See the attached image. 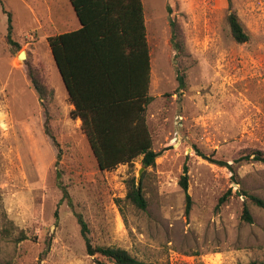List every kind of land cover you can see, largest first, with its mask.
I'll list each match as a JSON object with an SVG mask.
<instances>
[{"label":"rangeland","instance_id":"374dc122","mask_svg":"<svg viewBox=\"0 0 264 264\" xmlns=\"http://www.w3.org/2000/svg\"><path fill=\"white\" fill-rule=\"evenodd\" d=\"M55 1L0 0V264L106 260L87 254L76 212L94 245L125 248L140 264L264 260V207L249 198L264 201V161L234 163L258 150L264 155V0H232L250 36L245 43L232 36L228 0H143L153 97L146 118L161 154L139 180L141 156L133 165L101 170L79 121L69 115L67 90L46 41L48 5L54 17ZM6 11L17 45L7 39ZM172 20L184 40L180 55L171 42ZM21 50L25 59L18 57ZM29 68L55 90L46 104ZM185 166L190 213L180 185ZM58 172L74 208L61 201ZM132 176L142 183L145 209L126 199ZM245 207L252 222L243 217Z\"/></svg>","mask_w":264,"mask_h":264},{"label":"trees","instance_id":"16d2710c","mask_svg":"<svg viewBox=\"0 0 264 264\" xmlns=\"http://www.w3.org/2000/svg\"><path fill=\"white\" fill-rule=\"evenodd\" d=\"M81 23L78 29L51 35L47 41L56 66L67 90L68 101L74 105L70 117L81 118V129L86 135L91 150L101 170H112L119 164L133 165L142 157L144 167L155 165L161 154L153 148V137L147 122L146 110L152 100L151 54L147 40L145 11L143 0H70ZM230 12L227 16L233 38L239 43L248 42L249 34L238 14L233 10L232 0H228ZM8 15L7 39L17 45L12 37L13 17ZM171 42L177 55L184 52V40L181 38L176 23L172 20ZM29 76L34 88L46 104L53 97L55 90L41 83L29 68ZM181 87H185L184 73L178 74ZM48 133V132H47ZM55 146L59 143L49 132ZM197 153L209 159L202 151ZM60 159V152L57 160ZM234 170L232 163L225 160L209 159ZM264 161L261 151L246 154L234 160ZM59 186L64 190L61 201L67 200L74 208L71 195L57 174ZM126 199L138 208L147 207V199L142 183H137L134 176L126 180ZM180 185L186 191V213L192 208V198L187 192L189 187L188 166L184 167ZM228 197L224 194L219 204ZM249 198L264 207V201L255 196ZM81 235L89 255H98L97 264H140L127 249L111 245H94L90 237V228L84 216L76 212ZM58 218V209L56 210ZM243 217L252 222L248 207L244 208ZM246 264H264V260H252Z\"/></svg>","mask_w":264,"mask_h":264},{"label":"crops","instance_id":"0c3cea01","mask_svg":"<svg viewBox=\"0 0 264 264\" xmlns=\"http://www.w3.org/2000/svg\"><path fill=\"white\" fill-rule=\"evenodd\" d=\"M58 1V2H57ZM55 1V13L53 17V10L51 5H48L49 14H47V23L50 25V31L48 35L46 36V41L49 36L61 34L67 31H72L75 29H78L81 26V23L76 15V12L70 2V0H61V3L59 0ZM70 8L71 15L67 16L66 10ZM48 42V41H47ZM68 99V96H67ZM69 111L74 108V105L69 103ZM77 121H79L80 127L82 124L81 118H77ZM86 136V135H85ZM87 138V137H86Z\"/></svg>","mask_w":264,"mask_h":264},{"label":"water","instance_id":"95a60500","mask_svg":"<svg viewBox=\"0 0 264 264\" xmlns=\"http://www.w3.org/2000/svg\"><path fill=\"white\" fill-rule=\"evenodd\" d=\"M26 56H27V53H26L25 50H21L20 53H19V55H18V57H19L20 59H25ZM144 168H145V167L142 166V167L138 170V180H139V178L141 177Z\"/></svg>","mask_w":264,"mask_h":264}]
</instances>
